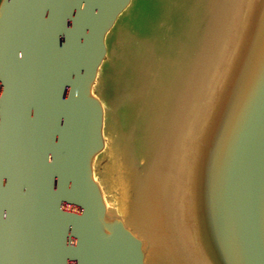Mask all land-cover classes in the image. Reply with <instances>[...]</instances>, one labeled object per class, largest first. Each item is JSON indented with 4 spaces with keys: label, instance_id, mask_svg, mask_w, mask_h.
Listing matches in <instances>:
<instances>
[{
    "label": "water",
    "instance_id": "obj_1",
    "mask_svg": "<svg viewBox=\"0 0 264 264\" xmlns=\"http://www.w3.org/2000/svg\"><path fill=\"white\" fill-rule=\"evenodd\" d=\"M258 1L214 125L203 123L201 133L221 129L217 138L183 148L154 176L169 173L180 190L181 229L163 230L201 264H264ZM128 3L0 0V264H143L141 239L117 213L98 225L105 203L90 169L102 146L90 89L105 34Z\"/></svg>",
    "mask_w": 264,
    "mask_h": 264
},
{
    "label": "rangeland",
    "instance_id": "obj_2",
    "mask_svg": "<svg viewBox=\"0 0 264 264\" xmlns=\"http://www.w3.org/2000/svg\"><path fill=\"white\" fill-rule=\"evenodd\" d=\"M259 4L129 0L105 34L90 89L102 107V146L90 169L104 201L141 239L143 264H201L163 230L161 222L181 229L180 190L169 173L154 176L183 148L217 138L221 129L201 133L203 123L214 125Z\"/></svg>",
    "mask_w": 264,
    "mask_h": 264
},
{
    "label": "bare ground",
    "instance_id": "obj_3",
    "mask_svg": "<svg viewBox=\"0 0 264 264\" xmlns=\"http://www.w3.org/2000/svg\"><path fill=\"white\" fill-rule=\"evenodd\" d=\"M231 73V72H230ZM210 132V131H209ZM217 132V131H216ZM215 132V133H216ZM217 134V133H216ZM208 136H210V135H208ZM214 136V135H213ZM202 139V138H201ZM200 139V140H201ZM212 139V138H211ZM209 142V141H208ZM206 144V143H205ZM104 203H105V212H104V214H103V216H102V218L99 220V222H98V225L101 227V228H104L103 227V223L108 219V218H111V216H112V214H113V209H112V206H111V204L109 203V202H105L104 201Z\"/></svg>",
    "mask_w": 264,
    "mask_h": 264
}]
</instances>
